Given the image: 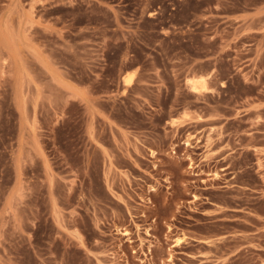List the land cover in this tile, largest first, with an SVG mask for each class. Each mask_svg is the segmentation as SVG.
<instances>
[{"label":"rangeland","instance_id":"rangeland-1","mask_svg":"<svg viewBox=\"0 0 264 264\" xmlns=\"http://www.w3.org/2000/svg\"><path fill=\"white\" fill-rule=\"evenodd\" d=\"M0 264H264V0H0Z\"/></svg>","mask_w":264,"mask_h":264},{"label":"crops","instance_id":"crops-1","mask_svg":"<svg viewBox=\"0 0 264 264\" xmlns=\"http://www.w3.org/2000/svg\"><path fill=\"white\" fill-rule=\"evenodd\" d=\"M85 96H90V94H86Z\"/></svg>","mask_w":264,"mask_h":264}]
</instances>
